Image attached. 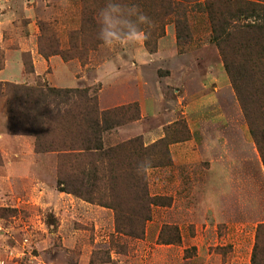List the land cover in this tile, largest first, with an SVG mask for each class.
<instances>
[{"label":"rangeland","instance_id":"rangeland-1","mask_svg":"<svg viewBox=\"0 0 264 264\" xmlns=\"http://www.w3.org/2000/svg\"><path fill=\"white\" fill-rule=\"evenodd\" d=\"M172 1L180 6L170 15L158 4L147 8L134 3L126 12V19L136 20L139 14H145L153 22L151 28L139 25L148 46L142 38L136 43L122 39L111 48L104 44L87 47L85 60L80 62L65 61L60 55L45 58L40 48L46 53L57 47L60 51L68 49V33L80 27L81 0H0V82L88 89L96 95L100 111L136 104L137 118L129 121L136 115L131 110L119 127L103 134L104 147L135 138H141L144 147L164 141L169 158L163 160L166 167L149 168L138 175L156 203L149 206L142 237L125 236L115 230L114 210L63 192L64 185L58 187L59 171H70L68 178L77 184L82 181L78 170L85 168L87 172L88 165L65 161L55 151H35L32 135L9 134L7 102L1 97L0 264H204L189 239L196 236V223L212 215L186 211L205 204L203 181L192 196L191 192L183 194L182 189L175 197L169 194L176 183L172 180L176 170L168 174L166 169L173 166L171 147L175 145L190 151L203 149L205 158L211 157V149V160L231 166L233 180L225 184L233 197L228 204L223 201L227 211H233H224L217 218L223 226L233 222L226 230L230 238L210 248L214 256L206 264H251L256 230L264 224V164L222 56L211 40L204 8L210 0L188 6ZM183 19L187 29L184 24L177 26ZM149 99L155 102V109L150 110L154 116L143 119L140 104ZM139 121L142 128L133 129ZM141 132H149L152 143L145 145ZM52 135L43 140V149L55 141ZM177 138L182 140L171 143ZM190 142H194L192 149L186 145ZM146 161L144 158L140 162ZM131 163L135 164L134 160ZM201 164L205 169L210 165ZM157 169L160 174L154 173ZM192 169L202 168L197 165ZM124 176L118 177L111 193L104 186L99 193L106 195L107 201H117L122 214H134V199L124 204L122 197L134 198L125 186L135 182L136 175L133 180ZM188 222L191 224L186 228ZM223 226H218L219 237H223ZM238 248L240 254L235 253Z\"/></svg>","mask_w":264,"mask_h":264},{"label":"trees","instance_id":"trees-1","mask_svg":"<svg viewBox=\"0 0 264 264\" xmlns=\"http://www.w3.org/2000/svg\"><path fill=\"white\" fill-rule=\"evenodd\" d=\"M110 2L120 5L123 13L118 15L121 19H126V12H129L134 3L145 4L147 8L158 4L160 10H167V15L175 13L180 6L172 0ZM81 3L83 9L80 27L68 33V49L60 51L57 47L46 53L40 48V53L45 58L60 55L65 61L78 59L84 62L87 47L93 49L103 44L99 39L102 23L98 24V19L102 21V17H98V13L100 9L107 7L109 0H81ZM204 8L211 26V40L222 56L225 71L264 164V0H210ZM183 20L177 22V26L184 24L187 29L186 19ZM41 31H46L44 25L41 26ZM162 35L163 29L159 36ZM145 43L149 45L147 37ZM1 97L7 102L9 134L32 135L36 140L35 151H55L65 161H75L77 166L88 165L87 172L85 168L78 170L82 181L77 184L68 178L70 171H59L58 187L64 185L61 191L114 210L117 233L134 238L142 237L144 223L149 218V206L155 204L156 200L149 197L146 182L138 177L136 170L143 163L141 160H147L146 157L152 159L150 168L166 167L163 163L168 156L165 143L161 141L144 147L141 138H135L115 147L105 148L103 144V134L119 127L123 123L121 119H125L131 110L136 115L129 121L137 118L136 104L100 111L96 95L88 89L24 87L0 82ZM182 128L187 129L185 126ZM52 133L56 136L52 135L55 141L47 143L43 149V140ZM181 140L177 138L171 143ZM128 158L132 161H126ZM133 160L135 164L131 163ZM133 174L136 175V181H129L127 184L130 186H125L129 193L125 190L134 198L122 197V202L128 204L134 199L136 205L131 204L136 206L137 211L134 214H122L120 204L105 200L106 195L99 193L100 188L104 186L111 193L118 183V177L126 175L133 180ZM251 264H264V224L259 225L256 230Z\"/></svg>","mask_w":264,"mask_h":264},{"label":"crops","instance_id":"crops-1","mask_svg":"<svg viewBox=\"0 0 264 264\" xmlns=\"http://www.w3.org/2000/svg\"><path fill=\"white\" fill-rule=\"evenodd\" d=\"M177 2L179 4L188 6L189 4H203L204 0L194 2L187 0H177ZM154 105L155 102L152 99L141 101L140 106L143 119L148 115L154 116V113L150 112V110L155 109ZM139 124H141L140 121L134 124L133 129L140 130L142 126L140 127ZM147 133L141 132L140 134L144 137L145 145H149L150 143H152V140L147 137ZM150 133L155 134L152 130ZM186 145H189L190 149H192L191 147L192 145H194V142L187 143ZM188 151L190 150L185 149L184 146L175 145L171 147L173 166L170 167L171 169L169 168L166 170L168 171V174H173V172L176 170L174 172V177L172 178V180L176 183L175 186L173 185L168 191L170 192V195L175 197L181 192L182 189L184 191L183 194H186V192H191L192 196L193 193H197L199 191L198 184H200V181H203V189L201 195L206 199V201H204L205 204L198 206V209L193 205L190 207V210L187 209L186 211H188L189 213H192L193 211L204 212L206 214L210 213L212 215L211 219H216L215 221H212L211 219L204 218L203 221H199L198 223H196V236L189 239L191 241V245H195L198 249V260L204 261V264H206L214 256V252L211 251L210 248L219 244L222 239L226 241L230 238V234L226 230L230 229L233 226V222H226L224 225L227 228H225L222 222L218 221L217 218L218 214L227 211V206L224 201L228 204L230 203L229 199L233 197L229 193V190L226 189L225 184V182H231L233 180V176L232 172L230 171V164H224L226 166H229L227 168L221 166V164L223 163L211 160V157L213 155L211 149L209 152V156L211 157L209 158H205L207 152H204L203 149H199L198 151ZM202 162H209V168H203L201 164ZM197 165L200 169L202 168L201 171H195L192 169ZM153 171L154 173L160 174V169ZM161 178L162 177L160 175L159 179ZM185 182H190V184L186 185ZM163 190H166V187H163ZM229 211H233V209L229 208L227 212ZM189 224L191 223L188 222L186 224V228L189 227ZM219 225H222L224 227L223 237L218 236L217 232ZM239 250L240 248L236 249L235 253L240 254Z\"/></svg>","mask_w":264,"mask_h":264},{"label":"clouds","instance_id":"clouds-1","mask_svg":"<svg viewBox=\"0 0 264 264\" xmlns=\"http://www.w3.org/2000/svg\"><path fill=\"white\" fill-rule=\"evenodd\" d=\"M121 12V7L118 4L110 2L107 7L100 9L98 17H102V21L98 19V24L102 23L100 28V37L103 44L107 47H116V43L122 39H127L136 43L142 38H146L143 28L139 27L141 24H146L149 28L153 26L151 19L145 14H139L136 20L121 19L118 15ZM131 29L130 31H127ZM148 163H141L137 167V174L146 172L152 165L151 157H146Z\"/></svg>","mask_w":264,"mask_h":264}]
</instances>
